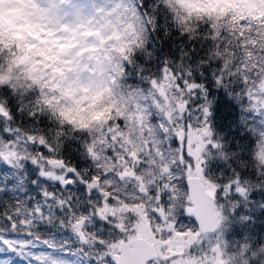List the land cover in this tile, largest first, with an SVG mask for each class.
Returning a JSON list of instances; mask_svg holds the SVG:
<instances>
[{"label":"snow or ice","instance_id":"1","mask_svg":"<svg viewBox=\"0 0 264 264\" xmlns=\"http://www.w3.org/2000/svg\"><path fill=\"white\" fill-rule=\"evenodd\" d=\"M254 2L0 0V264H264Z\"/></svg>","mask_w":264,"mask_h":264},{"label":"trees","instance_id":"2","mask_svg":"<svg viewBox=\"0 0 264 264\" xmlns=\"http://www.w3.org/2000/svg\"><path fill=\"white\" fill-rule=\"evenodd\" d=\"M224 11H235L238 13L239 16H245V15H250L251 11L247 9H239V8H232L227 6ZM162 39H165L163 36L161 37ZM175 43L176 47L173 48L172 45ZM184 43L186 44L187 47H191L190 44H188L187 41L182 40L179 36L172 37L171 39H167V42L165 43L164 41H161V45L163 46L162 51L164 53H170L172 51L178 52L179 46ZM159 49V45H158ZM17 195H23V193L17 192ZM185 222H190V221H185ZM17 264H19V261H17Z\"/></svg>","mask_w":264,"mask_h":264},{"label":"rangeland","instance_id":"3","mask_svg":"<svg viewBox=\"0 0 264 264\" xmlns=\"http://www.w3.org/2000/svg\"><path fill=\"white\" fill-rule=\"evenodd\" d=\"M77 2H80V0H77ZM227 6L252 11V9L255 7V2L254 0H227ZM15 15L16 12L14 9L9 10L5 12L3 16H0V22H5L7 18Z\"/></svg>","mask_w":264,"mask_h":264}]
</instances>
